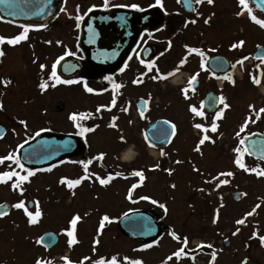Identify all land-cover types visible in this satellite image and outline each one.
Listing matches in <instances>:
<instances>
[{
    "label": "rangeland",
    "instance_id": "obj_1",
    "mask_svg": "<svg viewBox=\"0 0 264 264\" xmlns=\"http://www.w3.org/2000/svg\"><path fill=\"white\" fill-rule=\"evenodd\" d=\"M101 1L93 0L86 4L82 3V0H64L63 8L65 11L61 12V15L63 17L64 14L67 17L71 15L72 18H75V14L84 13L89 5L91 6V3H96V6H98L101 5ZM77 7H80V12L77 11ZM254 14L258 18H262L255 10ZM231 15L232 11L226 10V17L220 18L228 29L230 28L229 18ZM70 27H74L73 22ZM71 35L68 26L67 40L69 44H72L73 41ZM194 38L190 40L193 41ZM247 38L253 40V42H261L264 40V29L250 22ZM22 50L24 48H20L19 53H13L18 54V57L11 59L10 63L14 68L18 67L17 69L21 70L19 75L21 78H26L24 80L25 85L15 86L10 84L2 88L0 93L2 101L13 95L5 102L3 109L8 113H12L11 117L5 116L6 123L10 124L12 129L2 140V156H6L11 150H18L17 146L21 145L27 136L44 129V127L50 126L58 130L63 126L66 129H71L69 116L72 111L90 112L93 108L105 106L107 101L105 96L86 97L80 87L69 85H66L65 88H51L45 96L41 90H38L40 94H37L36 66L32 60L24 61L21 59ZM62 54L50 53L52 59ZM152 75L148 76L149 80L146 83L147 86L149 83L153 84L152 87H147H150V91L155 90V81L151 78ZM245 88L246 85L243 83L240 90L244 91ZM262 95V93L259 94L260 97ZM150 97L155 99L152 95ZM24 100L26 103L23 107ZM232 102L235 101L232 100ZM60 103L66 104L67 109L65 112L60 113L56 109V106ZM247 110V105H243L241 114ZM44 113L47 114L48 119L42 117ZM133 115L136 117L138 112L136 111ZM153 115L154 110L150 113L148 111L147 115L141 119L142 122L144 124L149 122ZM170 116L172 118L174 116V119L178 122L181 120L173 113ZM239 118H241V115ZM20 120L27 122V128L19 123ZM242 123L243 121L227 120L218 133H208L215 143L205 142L201 146L202 155L193 150L202 133L198 129L190 130L188 126L183 124V121L181 123V133L172 145L163 151L166 153L164 156H161V151L157 149H155L156 153L153 154L151 152L152 148L145 144L142 137L130 139L120 153L121 160L117 157L110 159L109 155V166L111 164L113 168L118 169L123 167L122 173H128L117 180V183L111 186L108 191L101 186L97 187V185L92 188L93 185L87 179L73 189L60 184L59 181L62 176L78 173L76 168L70 164L60 166V163L52 167L51 171L46 169L41 174H36L30 183L28 181L24 182L21 185L23 194L18 193L19 190H14L11 187L15 177L7 183H0V202L8 201L13 205L20 200H24L27 206L28 200L31 199L34 202H39L42 212L39 221L34 225L27 223V217L22 209L13 207L10 214L1 219L0 264H27L26 258L29 257V251L33 250L32 247L35 241L45 231H54L60 235V242L53 248L54 252L52 254L54 253L57 257H60L59 255L65 252L66 255L64 256L70 257L67 254L69 249L64 250L66 236L63 234V230L69 226L70 219L76 214L81 216L79 223L86 217L80 225L88 228V231L86 230L80 234V237L85 239L81 254H84L85 257H92L94 254L93 241L95 239L93 234L94 224H96V217L99 215V212L96 213L95 209L100 203L107 208V203H109L106 201L99 202L97 195L100 194L110 195V218L118 217L123 212L131 209L150 208L154 205L150 201L141 200V196H149L158 203H164L167 208L164 223L168 226V229L163 233L158 243L151 248L140 250L143 244L128 241L124 235H120L114 227L115 225H113V230L110 232L111 253L131 254L134 259H141L143 264H162L166 257L183 246V237L187 240L190 237L195 243H199V245L210 244L212 248H200L193 245L192 241L188 242L185 249L187 254L179 260L173 257V260L169 261L168 264H209L213 251L216 252V259L213 264H239L241 261H249L250 256H252L251 246H257V250L254 251L257 264H264V245L259 240V236L264 235V177L258 178L253 173H246L233 163L235 159L233 148L238 143L235 132ZM105 124L104 119L99 130L88 137V144L93 147L94 151H110V129ZM205 124L207 122H203L202 125ZM257 128L264 129V123H261V126L256 125V123L250 124L246 131L249 133ZM129 150L135 153V160H132L131 163L123 160V155ZM243 159L249 168L256 167L257 164L264 168L263 162L256 161L247 155ZM176 160H180L182 163L176 164ZM157 164L160 166L158 170H150L154 169ZM193 165L199 169V172L193 171ZM142 168L145 169V180L133 190L131 199H128V190L131 185L140 183L139 178L132 176L131 173ZM166 168L174 169L175 176L169 178L164 173ZM13 169L14 167L10 166V162L9 164H0V172ZM224 171L234 173L232 177H221V179L229 180L227 185H221L217 188L216 181L205 183L206 180H211L213 176ZM81 176L83 175H80L79 178ZM171 185H175V187L173 188ZM199 189H203V191H199ZM237 192L240 196L238 200H235L233 194ZM102 198L100 197V200ZM221 203L223 207H220ZM257 204L260 207L256 209L253 215L247 217L245 224L237 225L235 223L236 220L244 218L245 214L252 211ZM35 207L36 205L32 209L29 208V211L34 212ZM217 209H219L218 220L217 223L213 224L212 220ZM237 228L240 231L236 235H232ZM183 231H186V233ZM253 232H256L257 236L251 242ZM171 233H175L180 239H173ZM225 241L230 243L226 247L224 246ZM197 247L200 249L197 250ZM38 251H40L39 247L35 246V252ZM75 252L76 249L71 251L73 256H75ZM15 258L18 259L15 260Z\"/></svg>",
    "mask_w": 264,
    "mask_h": 264
},
{
    "label": "flooded vegetation",
    "instance_id": "obj_2",
    "mask_svg": "<svg viewBox=\"0 0 264 264\" xmlns=\"http://www.w3.org/2000/svg\"><path fill=\"white\" fill-rule=\"evenodd\" d=\"M63 1L61 8H63L64 6ZM91 1L82 0V3L89 4V2ZM190 2L192 4V7L196 9L195 12L192 10H187L182 4V0H179V2L178 0H162L163 9H161L159 6L150 7V5L155 4V0H109L107 8L104 7V0H102L100 2L101 5L96 6V3H91V6L89 5L84 13L79 14L80 16H82L79 28L76 27V20L75 18H72L71 15L70 17H67L64 13H62L64 14V17L61 15V8L56 11L54 16L50 20L44 23L13 22L4 20L0 16V36L5 38V42L3 44H0V50L5 53L3 57H0V80H10L11 83L7 85H25L24 80L26 78H21L19 75V71L21 70H18V67L14 68L10 63L11 59L18 57V54L13 53H19L18 50L20 48H24V50H22L20 54L21 59H23L24 61H35L33 62V64L37 69V79L35 81L37 85V94H40L38 92V90H40L38 87L39 83L42 81H47L49 87L42 92L44 96L51 88H65L66 85H69L80 87L86 97L105 96L107 98L106 105L100 107L101 111L99 113L96 111L97 108H93V110L90 112L72 111V114L83 113L86 115L85 119L79 120L77 123L81 127L93 128L94 130L91 132L85 133L84 135H79L78 132L80 131V129L71 120V129H66L63 126L58 130H55V128L50 126L44 127V129L46 130L61 132L63 134H74L81 140V146L79 149L80 151L75 155L63 157L62 161L60 162V166L70 164L72 167H75L78 173L75 175L69 174L62 176L63 178L69 180L78 179L80 175L85 174L84 167L81 162L87 163L88 161H92L90 164H88V172L94 175H92L90 179H87L89 180V182H91V185H93L92 188H94L95 185H97V187L101 186L95 179V175H99L101 178H106L110 173L114 175L116 172H120L122 174L120 177H115L112 181H110L109 184L103 186L104 190L108 191L111 186L117 183V180L123 178L124 175L128 173H122L123 167L118 169L113 168L111 164L109 166V155L110 159L117 157V159L121 160L120 153L122 149L128 144L129 140L133 138L135 139L138 137H142L143 141L146 144L144 133L146 132L147 127L152 122L158 120H169L176 125V135L173 137L169 146L162 149L163 151L168 149L181 133L182 121L185 126H188L190 128V130L195 129L193 127L195 123L203 124V122H207V124H205L204 126L208 127L215 116V111L219 110L222 105H217L216 109H214L213 111H209L204 108V119L195 117L189 111V105H194L199 108L200 102H205L208 97L218 98L219 96L223 95L226 98V102L228 103V100L230 102V108L225 110L223 118L217 121L218 130L216 133L220 131L227 120H232L235 122L244 121V119L248 115H250L248 107L250 104L254 105V108L256 110L264 107V63H261L259 59L255 58V52L258 48L257 45L264 46V40H262L261 42H253V40H249L247 38L248 26L252 21H250L247 13L239 17L235 15V13L239 10L238 0H214V4L211 6L206 3V0L200 5H195L194 0H190ZM133 3L139 5V7L143 9V11L127 6ZM116 5L126 6L117 7ZM250 6L254 8L252 4H250ZM89 8L99 10H127V14L137 16L144 15L149 9L157 8L161 15V19L160 23H158L157 25H143L134 36L133 42L129 44L127 48H125V44L122 45L126 50L123 49L120 51V53L124 54L118 60L117 64L115 66L112 65L111 68L109 67L105 69L92 65L88 61V57L82 47L81 35L83 30L84 16L88 12ZM77 9L80 12V7H77ZM226 10L232 11V15L229 18V29L227 25L224 26L225 23L223 24L220 19L224 16L226 17ZM74 16H76V14ZM209 16H211L209 24H205L204 20ZM192 19H195L197 22L195 24L188 23L185 27V22ZM72 22L74 24V27H70L72 25ZM41 24H45L46 27L39 28L38 26ZM115 24V21L110 22L111 29L115 30ZM20 25L33 26L28 33V38L16 45H9L7 43V39L14 38L22 31ZM68 26L70 28V32L72 33V44H69L67 40ZM128 30L130 31V28H128ZM193 37H195L194 40H190L193 39ZM241 39L245 41V44L242 48L235 50L230 48L232 43L238 42ZM46 41H51V43H46ZM57 41H59L60 43L57 44ZM185 45L189 47L200 48L205 52V56L207 58L205 64L206 70H202L199 66L201 57L195 54H189L187 49L185 48ZM145 46H150L151 48L144 49ZM211 49H215V51H211ZM66 51L74 53V55L65 56L64 53ZM50 53H63L61 56H64V58H73L79 60L82 63V67L79 68L77 74L69 77L61 73L59 64H57L56 67L57 75L61 80H73L78 82L72 84H57L55 80L48 79L52 70V64L56 62L59 57H61L55 56L52 59ZM262 55H264V52L262 53ZM245 56L249 58L244 61L243 66L237 65L235 69L231 67V65L234 64L238 59H242ZM129 57H131V59H129ZM185 57L187 58L186 63L182 65L174 75L168 77L165 80H155L154 91H150V87L153 86L152 83H149L148 86L150 87L147 88L148 86L146 85V83L149 80L148 76L152 75L153 73L154 75L156 74L155 68L152 71H148L146 67L148 63H154L161 74H167L168 72L176 69L179 61ZM141 60L144 61V64L140 63ZM40 64H44L46 66L43 71H41L39 67ZM125 64H127V67L123 72H121L120 69L124 67ZM26 66L28 67V64ZM73 71H75V69H73L71 72ZM195 73H199L197 82L195 84V91L193 92L190 90L188 93L189 98L185 99L184 95L181 92V89L187 87L188 79ZM141 74H144L142 77L143 83L133 84L132 81L134 79L140 78ZM225 75L232 76L235 83L233 84L223 79ZM106 76L110 77V79L105 80L104 77ZM254 76L260 78L261 83L259 85H254L251 82L252 77ZM85 83L88 87H91L94 90L93 93H88L85 91ZM243 83L246 85L244 91L240 90ZM114 84H119L121 85V87L114 88ZM52 85L55 86L53 87ZM4 87L5 85L0 83V93L2 92V88ZM260 93L263 94L262 97L259 96ZM114 95L116 98V104L113 106L111 104V101ZM149 95H152L155 99L151 98L149 100V103L146 106L147 110L145 111L144 117L147 115L148 111L150 113L152 110H154V115L149 122L144 124L141 120L142 118L139 115V102L140 99L148 100ZM12 96H9V98L5 101H2L0 99V104L3 105V109L5 106V102L8 101ZM235 97L237 98V100ZM232 100H234L235 102L233 103ZM25 103L26 102L24 100L23 107L25 106ZM243 105H247L248 110L245 113L241 114ZM60 106L62 107L60 108ZM124 108H127L128 111L124 112L122 110ZM3 109L0 110V126L4 127L5 134L2 136V138H0V157H2V140L8 133H10L12 129L11 125L6 123L5 119V116L11 117L12 113H8ZM56 109L60 113L65 112L67 109L66 104L60 103L56 106ZM136 111L138 112V115L134 117L133 114ZM171 113L180 118V122L174 119V116L172 118L170 116ZM26 114L30 115L29 113ZM240 115L241 118H239ZM113 116L118 118L115 121L117 125L116 128L108 127V124L111 122V118ZM42 117L48 119L46 113H44ZM253 118L255 117L253 116ZM104 119L106 123L105 125L108 129H110V151H94L93 147L88 144V137L99 130V128L102 126V123L104 122ZM129 121H131V123H129ZM261 123H264V114H261V117L257 121L256 125L261 126ZM255 130L257 132L264 131V129L262 128H257ZM35 133L36 132H34V134L32 135L27 136L25 140L29 141L30 139H32L35 136ZM208 133L211 132L209 131ZM121 135H123L124 137L123 142H121L119 139ZM10 152H14L18 156V150H11L9 151V153ZM102 152L106 154L103 160L94 159V157H97ZM9 162L5 161V163L8 164ZM111 162L112 161L110 160V163ZM10 166L12 168L14 167L16 171L20 170L17 169L15 164H12L11 162ZM26 168H29L35 172V170L31 167ZM141 170L145 175V169L142 168ZM42 172L44 171L35 172L33 176L29 177L28 182L30 183L32 181V178L36 175V173L37 175H39ZM164 173L169 178L175 176V170L174 172H172V175H168L167 172ZM100 197L103 198L100 200ZM97 198L99 199V202L106 201L109 203H107V208L102 203H100L101 205L99 204L95 209V212H99V215L96 217L97 222L96 224H94L93 234L95 239H99L100 243L95 246L93 256H89L90 259L88 261H84V264H90L91 261H95L101 257L107 260L111 259L112 256H116L115 253L110 252V232L113 230L114 223L106 222L101 234L97 236V229L99 227L100 219L104 215H108L110 217V195L107 196L105 194H100L97 195ZM105 198L107 199L105 200ZM152 212L159 218V215H157V213L160 212L158 204L152 206ZM82 222L78 223L76 231L79 243L74 245L72 248H69L66 243L67 237L65 238L64 250L69 249V253L67 254L70 257L68 258L73 262V264H79V262L85 257L84 254H81L82 244H84L85 239H82V237H80V234L86 230L88 231V228L80 225L82 224ZM114 227L117 231H119L116 225ZM171 230L173 231V229ZM183 232L186 233V231ZM120 235L122 236L121 233ZM118 237L120 236L118 235ZM125 239L130 241V239L126 236ZM253 240L254 237L252 235L251 242H253ZM191 241L193 244L195 243L194 240L188 237V242ZM35 246L39 247L40 251L35 252ZM55 246L47 249L46 246L42 244L37 245L35 243L32 247L33 250L29 251V257L26 258L27 264H35V260L37 258H41L45 261L50 260L52 261V264H64L61 257H66L64 256L66 254L64 252L63 254L59 255L60 257H57V255L54 253L52 254V252H54L53 248ZM250 248L252 251V256H250L247 264H257V258L255 257L254 253V251L257 250V246H251ZM74 249H76V252L74 254L75 256H73V253H71V251H73ZM116 257L119 261V264H126V262L124 261V257H126L125 253L121 254V257H119V255L117 254ZM16 259L18 258H15V260Z\"/></svg>",
    "mask_w": 264,
    "mask_h": 264
},
{
    "label": "snow or ice",
    "instance_id": "obj_3",
    "mask_svg": "<svg viewBox=\"0 0 264 264\" xmlns=\"http://www.w3.org/2000/svg\"><path fill=\"white\" fill-rule=\"evenodd\" d=\"M51 0H46V3H50ZM179 2V0H178ZM205 2V0H194L195 5H200L201 3ZM12 0H0V4H9L11 6ZM206 3L208 5H213L214 4V0H206ZM109 4V0H104V7L107 8ZM250 4H254L255 5V9H258L261 13H264V0H238V7L239 10L235 13V15L237 17L244 15L245 13H247L250 21H252L253 23H255L256 25H258L261 29H264V18H258V16L256 14H254V8L252 6H250ZM117 7H125L126 5H116ZM128 7H131L133 9H137L140 11H143V9H141L139 7V5L133 3L131 5H127ZM154 6H159L161 9H163V3L162 0H155V4L154 5H150V7H154ZM92 9L89 8L88 11H91ZM44 11V7H38L37 11L35 12V15H41V13H43ZM61 12H64L65 9L61 8L60 9ZM78 11V9H77ZM192 11H196L195 8L192 9ZM211 19V16H209L208 18H205L204 23L205 24H209V21ZM75 20H76V27L79 28L80 27V21L82 20V16H80L79 14H77L75 16ZM197 21L195 19H192L190 21H186L185 22V27L187 26L188 23L191 24H195ZM20 27L22 28V31L16 35L14 38H10L7 39V43L9 45H16L18 43H20L21 41H24L28 38V33L30 31V29L33 27L31 25H20ZM39 28H45L46 25L45 24H41L38 26ZM90 31H91V26H89ZM95 37V33L92 32L90 35V42H92L94 40ZM5 42V38L0 36V44H3ZM46 43H51V41H46ZM60 42L57 41V44H59ZM245 44V41L243 39L239 40L238 42H234L231 44L230 48L235 50V49H239L242 48ZM257 47L259 48L260 46L257 45ZM185 48L187 49L189 54H195L199 57H201L200 60V68L202 70H206L205 68V64H206V56H205V52L203 50H201L200 48L197 47H189L187 45H185ZM211 51H215V49H211ZM5 55V53L0 50V57H3ZM65 56L67 55H74V53L68 52L66 51L64 53ZM113 55H115V53H113ZM249 57L245 56L242 59H238L234 64L231 65V67L233 69L236 68L237 65H241L243 66V63L245 60H247ZM64 59V56L59 57L56 62H54L51 66V73L48 77L49 80H55V82L57 84H72V83H76L78 81H73V80H61L60 77L57 75L56 72V67L57 64L60 63L61 60ZM129 59H131V57H129ZM186 57L182 58L179 63L176 66V69H174L173 71L168 72L167 74H161L159 72V69L156 68V65L154 63H148L146 65L148 71H152L154 68L156 69V74L153 75L151 78L155 81V80H165L168 77L172 76L175 74L176 71H178L180 69V67L182 65H184L186 63ZM257 59H259L261 61V63H264V55L258 56ZM35 62V61H33ZM141 64H144V61L141 60L140 61ZM41 71H43L45 69V65L44 64H40L39 65ZM127 67V64H125L124 67H122L120 69L121 72H123L125 70V68ZM67 70V68H66ZM144 74H141L140 78L134 79L132 81L133 84H140L143 83V77ZM199 76V73H195L193 74L187 81V87L182 88L181 92L184 95L185 99H188V93L189 91H195V84L197 82V78ZM105 80H109L110 77H104ZM223 79L229 81L230 83H235V81L233 80L232 76L230 75H225L223 77ZM251 82L254 85H259L261 83L260 78L258 77H252ZM0 83L4 84L5 86H7V84L11 83L10 80H0ZM53 87L55 85H52ZM39 89L41 90V92L45 91L48 87L49 84L47 83V81H42L39 83L38 85ZM114 88H119L121 87V85L119 84H114L113 85ZM84 89L86 92L88 93H93V89L91 87H88L87 84H84ZM151 99L150 95H149V99L144 101L145 106H147V104L149 103V100ZM111 104L114 106L116 104V98L115 95L113 96V99L111 101ZM217 105H222V107L219 108V110L215 111V116L212 119L210 125L208 127H205L204 125H202L201 123H195L193 125V127L195 129L200 130V132L202 133L201 138L199 139L198 143L195 145L194 147V151L201 154L202 155V151H201V146L205 144V142H211V143H215V141L207 134L209 131L211 133H216L218 130V123L217 121L223 118V114L224 111L230 108V105L226 102V98L221 95L218 98H210L208 107L210 109H216ZM249 112L250 115H248L243 123L239 126V129L235 132V137L238 140V143L236 145V147L233 148V152L235 153V159L233 161L234 165L239 168L242 169L244 172L246 173H253L255 174L258 178L259 177H264V168H261L259 166V164H257L256 167L253 168H249L245 163H244V157L245 155H256L258 154V159L260 160H264V141H252L250 144L248 143V138L249 136H254L256 135L255 133H248L246 130L248 129L250 124H255L257 123V121L260 119L261 114H264V107L259 108L258 110H256L254 108V105H249ZM205 102L201 101L200 102V106L199 108H197L194 105H189V111L195 116V117H199L201 119L205 118ZM3 109V105L0 104V110ZM124 112H127L128 109L124 108L122 109ZM147 110V108L145 107V110L140 111L139 115L140 117L143 119L144 115H145V111ZM96 111L99 113L101 111L100 107H97ZM90 115V114H89ZM253 116L255 118H253ZM86 118V115L81 113V114H76L73 113L69 116V119L71 121L74 122V124H76V126L80 129V131L78 132L79 135H84L85 133L91 132L94 129L90 128V127H81L77 122L79 120H83ZM118 118L113 116L111 118V122L108 124V127L111 128H116L117 125L115 123V121ZM19 123L21 125H23L25 128H27V122L25 120H20ZM129 123H131V121H129ZM163 125L168 126V128H159L157 130L156 135L158 137H165V139H167L170 142L171 137H174L176 135V125L175 123L169 121V120H164L162 121ZM170 128V132L169 129ZM41 131H44V129H41L40 131H37L35 133V136H39ZM3 130L0 129V133H2ZM244 134V135H242ZM264 135V134H262ZM2 138V137H0ZM31 138V137H30ZM120 141L123 142L124 141V137L123 135H121L119 137ZM145 141L148 143L149 147H154L155 144L151 141H149V137L145 136L144 137ZM28 141L25 140L24 143H27ZM261 145V147H257V145ZM247 145V146H245ZM18 149L23 148V144L18 145L17 146ZM161 156L166 155L165 152H163V150H161ZM29 155L28 153L25 154L24 159L28 160L29 159ZM106 154L105 153H100L97 157H94V159L96 160H103L104 156ZM5 161H10L12 164H15L17 169H20V171H16L15 169L11 170V171H3L0 172V183H7L8 181L12 180L13 177H15V181L11 184L12 189L14 190H21L22 193V189H21V185L29 180V177L33 176L35 174V172L29 168H26L24 166V164L21 163V158L19 156H17L14 152H10L8 153L6 156H2L0 157V164H4ZM92 161H88L87 163L81 162L83 164L84 167V172L85 174L83 176H81L78 179H66V178H61L59 183L62 185H66L67 188L69 189H73L74 187L78 186L81 184V182L85 179H90L92 177V173L88 172V164H90ZM176 164H180L182 163V161L180 160H176L175 161ZM159 164L154 166V169H150V170H158L159 169ZM52 169L49 168L47 169V171H51ZM36 171H42V169H37ZM165 172H167L168 175H172V172L174 171V169L171 168H166L164 169ZM193 171L199 172V169L195 167V165H193ZM21 172H23L24 174L22 175ZM122 174L120 172H116L114 175L113 174H108L106 178H101L99 175H95V179L99 182V184L101 186L107 185L110 183V181H112L115 177H120ZM132 176L138 177L139 178V182L140 183H134L131 185V187L128 190V199H131V194L133 192V190H135L137 187L140 186V184H142V182L145 180V176L142 170H134L131 173ZM234 175V173L232 171H224V172H220L218 173L216 176H213L211 178V180H206L205 183H212L213 181H216V187L219 188L221 185H227L229 183L228 179H221V177H232ZM171 187H175V185H171ZM199 191H203V189H199ZM74 195V192H73ZM241 195H246V194H241ZM239 198V196L237 197ZM141 200H147L150 201V203L156 205L158 204L159 208L163 209L165 212H167V208L165 206L164 203H158V201H156L155 199H151L149 196H141L140 197ZM134 202V201H133ZM36 207H35V211H29V208L26 206L25 201L24 200H20L19 202L15 203L12 205L13 208L15 209H22L25 216L27 217V223L29 225H34L36 224L40 217L42 216V212L40 210L39 207V202L36 201L34 202ZM3 206H0V208H2ZM220 207H223V204L221 203ZM260 207L259 204H257L252 211L248 212L245 214L244 218L238 219L235 221V223L237 225H243L245 224V221L247 219L248 216H251L255 213L256 209H258ZM5 215H7V212L0 210V218L4 217ZM127 215V213H125V216ZM218 215H219V209L216 210V215L213 217L212 223L215 224L217 223L218 220ZM81 221V216L79 214L73 215L72 218L69 221V226L68 228H66L65 230H63V234L67 237V246L69 248H72L74 245H76L77 243H79L78 239H77V235H76V231H77V225L78 223ZM107 223H111V219L108 215H104L100 221H99V227L97 229V236H99L102 232V230L105 227V224ZM240 231L239 228L236 229V231H234L232 233V235H236L238 232ZM173 239H180L179 237H177L175 235V233H171ZM253 237L257 236L256 232H253ZM259 240L261 242L262 245H264V235L259 236ZM43 241V237L37 239L35 241V243L37 245L41 244ZM100 243L99 239H94L93 241V251H95V246L98 245ZM157 243L156 241H153V243L151 244H143L140 250H145L148 248L153 247V244ZM183 246L180 247L178 250H176L175 252H173L171 255H169L168 257H166V259L164 261H162V264H168L169 261L173 260V257L176 258V260H179L182 256L186 255V247L188 245V240L187 238H183L182 241ZM198 247H207V248H212V245L208 244V245H198ZM61 259L63 260L64 264H73V262L71 260H69L68 257H61ZM90 258L89 257H84L79 264H84V261H88ZM216 259V252L213 251L211 253V260L209 261V264H213V262ZM124 261L126 262V264H143V261L141 259H130L128 257H124ZM35 264H52V261L50 260H43L41 258H37L35 260ZM90 264H119V261L117 259L116 256H112L111 259H105L103 257L95 260V261H91ZM241 264H247V261H242Z\"/></svg>",
    "mask_w": 264,
    "mask_h": 264
},
{
    "label": "water",
    "instance_id": "obj_4",
    "mask_svg": "<svg viewBox=\"0 0 264 264\" xmlns=\"http://www.w3.org/2000/svg\"><path fill=\"white\" fill-rule=\"evenodd\" d=\"M59 2L60 0H51L50 3H46V0H12L11 6L9 4H0V15L4 19L13 21L42 23L50 19L59 8ZM182 4L187 10L193 9L190 0H182ZM41 6L44 7L43 13H41V15H35L38 7ZM261 14L264 16V13ZM160 19L161 15L157 8L148 10L142 16L127 14V12L118 10L98 11L89 14L84 21L81 35L82 46L84 47L89 62L92 65L105 69L111 68L112 65L115 66L124 54L120 53V51L127 48L129 44L133 42L134 36L137 34L138 30L143 25H157L160 23ZM111 21H115L116 23L115 30L110 27ZM89 26H91V31ZM128 28H130V31ZM92 32L95 33V37L94 40L90 42V35ZM123 44H125V48H123ZM149 48L151 47H144V49ZM263 52L264 47L260 46L257 49L255 57L261 56ZM113 53H115V55H113ZM80 67H82V63L72 58H64L59 63L61 73L68 77L77 74ZM73 69H75V71L71 72ZM209 101L210 98L208 97L205 100V108L209 111H213V109L208 107ZM139 106L141 111L145 110L146 106L144 100H140ZM61 107L62 106H60V108ZM162 121L164 120L151 123L145 132V136L149 137V141L161 148L167 146L173 139V137H171L169 142L165 137H158L156 135L159 128H168V126L162 124ZM0 129L3 130V132L0 133V137H2L5 134V130L2 126H0ZM168 130L170 132V128ZM255 134L254 136H249V144L252 141H264V135H262L264 133ZM79 147L80 141L78 137L73 134L41 131L39 136H35L32 140L23 144V148L19 149L18 156L21 158V163L24 164L25 167L43 169L57 162L63 156L76 153ZM257 147H261V145L258 144ZM26 153L30 154L28 160L24 159ZM249 156L258 159V154ZM238 196V193L234 194L235 199H238ZM0 206H3L0 210L7 212V214L9 213L11 209L10 204L2 203ZM29 207H33L32 201L29 202ZM118 226L125 235L136 241H157L162 234V226L160 223L153 214L145 210H135L127 213L126 216L123 215L118 221ZM42 237L43 241L41 244L46 246L47 249L56 245L59 240L58 235L54 232H46Z\"/></svg>",
    "mask_w": 264,
    "mask_h": 264
},
{
    "label": "bare ground",
    "instance_id": "obj_5",
    "mask_svg": "<svg viewBox=\"0 0 264 264\" xmlns=\"http://www.w3.org/2000/svg\"><path fill=\"white\" fill-rule=\"evenodd\" d=\"M151 152L153 154L156 153V150L152 149ZM134 157H135V153L132 151V150H129L128 152H126L124 155H123V160L125 162H131L132 160H134Z\"/></svg>",
    "mask_w": 264,
    "mask_h": 264
},
{
    "label": "trees",
    "instance_id": "obj_6",
    "mask_svg": "<svg viewBox=\"0 0 264 264\" xmlns=\"http://www.w3.org/2000/svg\"><path fill=\"white\" fill-rule=\"evenodd\" d=\"M129 258H130V259H134V258L132 257V255H131V254L129 255Z\"/></svg>",
    "mask_w": 264,
    "mask_h": 264
}]
</instances>
